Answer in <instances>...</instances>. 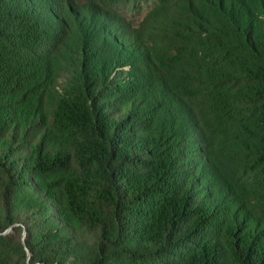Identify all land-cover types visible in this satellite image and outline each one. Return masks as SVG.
Instances as JSON below:
<instances>
[{
    "label": "trees",
    "instance_id": "obj_1",
    "mask_svg": "<svg viewBox=\"0 0 264 264\" xmlns=\"http://www.w3.org/2000/svg\"><path fill=\"white\" fill-rule=\"evenodd\" d=\"M81 3L0 0V264H264V0Z\"/></svg>",
    "mask_w": 264,
    "mask_h": 264
},
{
    "label": "rangeland",
    "instance_id": "obj_2",
    "mask_svg": "<svg viewBox=\"0 0 264 264\" xmlns=\"http://www.w3.org/2000/svg\"><path fill=\"white\" fill-rule=\"evenodd\" d=\"M82 0H75L76 3H79V5H81ZM123 18L127 19L128 21H130V23L132 24V22L134 21L136 23V21H139L143 18L145 12L139 13L138 11H134L132 9V7H129L128 4L124 5L121 4L118 9L116 10ZM13 231L8 228L4 231L3 234H11ZM23 236V233H22Z\"/></svg>",
    "mask_w": 264,
    "mask_h": 264
}]
</instances>
